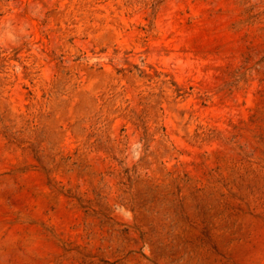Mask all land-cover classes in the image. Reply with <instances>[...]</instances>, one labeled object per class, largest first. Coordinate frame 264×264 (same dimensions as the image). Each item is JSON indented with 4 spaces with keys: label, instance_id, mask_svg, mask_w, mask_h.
Here are the masks:
<instances>
[{
    "label": "rangeland",
    "instance_id": "1",
    "mask_svg": "<svg viewBox=\"0 0 264 264\" xmlns=\"http://www.w3.org/2000/svg\"><path fill=\"white\" fill-rule=\"evenodd\" d=\"M0 264H264V0H0Z\"/></svg>",
    "mask_w": 264,
    "mask_h": 264
}]
</instances>
